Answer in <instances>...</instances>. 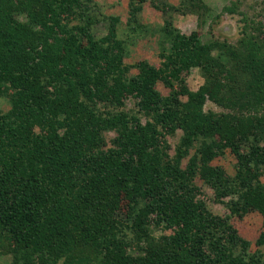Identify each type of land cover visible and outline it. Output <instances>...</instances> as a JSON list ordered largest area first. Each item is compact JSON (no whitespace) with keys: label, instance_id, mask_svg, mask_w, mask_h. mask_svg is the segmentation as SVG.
I'll list each match as a JSON object with an SVG mask.
<instances>
[{"label":"trees","instance_id":"1","mask_svg":"<svg viewBox=\"0 0 264 264\" xmlns=\"http://www.w3.org/2000/svg\"><path fill=\"white\" fill-rule=\"evenodd\" d=\"M147 1L164 15L204 5L129 0L124 24L93 0H0L9 106L0 105V258L9 264H264L231 222L264 219V39L189 44L170 23H141ZM148 36L160 37L164 61L138 62L132 75L124 60ZM193 68L204 78L197 91L180 75ZM178 130L172 153L167 137ZM195 143L204 153L191 154ZM227 149L232 177L213 164ZM199 178L227 216L209 208Z\"/></svg>","mask_w":264,"mask_h":264},{"label":"rangeland","instance_id":"2","mask_svg":"<svg viewBox=\"0 0 264 264\" xmlns=\"http://www.w3.org/2000/svg\"><path fill=\"white\" fill-rule=\"evenodd\" d=\"M93 1L99 4L103 15L106 17L118 16L124 24L126 23L130 10L129 0ZM171 2L175 6H179L178 0H171ZM142 7L140 15L142 24L156 28L157 26H166L167 23H170L184 40H190L189 44H192L198 38L205 45L219 42L236 47L245 35H248V37L257 35L264 39V0H204V5L201 6L199 13H187L185 15L178 12H170L168 15H164L161 11L154 8L150 1L144 3ZM230 7H233L235 11L230 13ZM107 26L106 23H101L98 26V33L106 34ZM160 42L159 36H148L145 39L138 40L136 45L131 46L130 55L124 60V63L134 67L131 69L132 75L138 73L134 66L138 62L147 61L156 67L161 65L164 58L161 57L163 49ZM164 46L165 48H170L169 44ZM217 54V51L213 52V55ZM180 75L181 79L187 81L186 85L192 91H197L204 84V78L198 68L182 71ZM157 89L163 96L170 94V89L163 83H158ZM1 99L0 105L2 109L8 111L9 106ZM182 100L186 101L187 98L182 97ZM205 110L223 112L221 107L212 102H207ZM182 135V131L178 130L174 135L167 137L172 147V153H174L178 143H180ZM115 137V133H108L109 141ZM199 147L200 143H195L191 154L204 153L203 149H199ZM236 163L235 156L230 149H227L226 155L215 159L213 164L222 166L226 174L232 177L235 174ZM195 183L202 190V195L207 200L213 213L222 217L229 214L223 204L214 200L213 191L205 186L200 178ZM231 222L239 234L252 243V251L260 249L264 254V247L258 248L256 246L257 239L264 232V219L258 212L250 213L243 219L233 217ZM11 258L10 255L0 258V264H9Z\"/></svg>","mask_w":264,"mask_h":264}]
</instances>
